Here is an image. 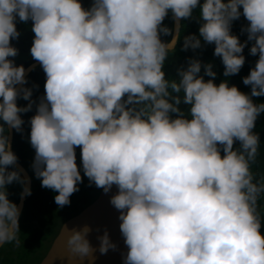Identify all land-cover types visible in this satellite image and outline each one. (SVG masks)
Wrapping results in <instances>:
<instances>
[{"label":"clouds","instance_id":"clouds-1","mask_svg":"<svg viewBox=\"0 0 264 264\" xmlns=\"http://www.w3.org/2000/svg\"><path fill=\"white\" fill-rule=\"evenodd\" d=\"M197 9L199 35L184 37L182 50L214 44L223 75L231 77L252 42L250 55L258 60L243 79L250 95L227 81L217 85L213 65L198 59L178 69V79L166 78L180 21ZM170 13L175 35L164 25ZM241 16L248 22L244 43L232 34ZM17 18L33 22L30 52L46 74L38 104L31 89L17 87L28 83L26 69L9 59L18 55L11 44L20 36ZM202 69L212 79L205 81ZM253 97H264V0H93L89 9L81 0H0V247L20 245L21 212L7 186L18 182L22 198L31 195L22 170L9 171L18 157L5 125L22 132L21 113L36 105L30 120L36 178L59 193L61 208L84 176L105 194L116 186L110 203L120 213L124 264H264V177L252 170L264 103ZM20 98L27 107L17 106ZM91 231L89 225L72 231L73 256L95 260ZM97 239L101 254L116 250L107 229Z\"/></svg>","mask_w":264,"mask_h":264},{"label":"trees","instance_id":"trees-1","mask_svg":"<svg viewBox=\"0 0 264 264\" xmlns=\"http://www.w3.org/2000/svg\"><path fill=\"white\" fill-rule=\"evenodd\" d=\"M225 2H227V0H225ZM81 3L85 9H89L92 6L93 0H81ZM201 3H203V0H201ZM198 17L199 9L194 11L193 19L181 21L179 41L174 51L169 54V59L165 63L164 71L166 73V78L170 80L178 79V69H186L190 59H198L204 64L211 63L213 65V71L217 73L214 80L217 85L227 81L230 86H237L240 91L250 95L251 87L244 85L243 79L250 74V71L254 68L258 60V56L250 55L252 42H249L248 46L244 49L243 55L246 58V62L240 73L231 77H225L223 75L225 68L222 59L214 55V44L209 45L202 41L203 46L200 49L182 50L184 37L192 34L199 35L200 24L197 22ZM247 23L246 19L241 16L239 20L234 21L232 24V34L238 36L241 43L247 40V33L242 32V28L245 27ZM16 25L17 30L20 32V36L18 39H13L11 44L18 49V55L10 57L9 59L13 60L16 66H23L27 69L31 64L37 62L32 58L30 52L35 35L31 30L33 22L28 21L27 23H22L17 18ZM164 25L174 30V20L172 19L171 13L165 19ZM161 38L165 42L172 39L171 36H162ZM200 75L204 77L205 81L212 79V77L204 75V69L201 70ZM26 79L28 83L22 85V87H27L32 90V100L36 101V104H38L40 98L45 95L44 85L46 83V74L41 65L35 67ZM253 100L256 104L264 103V97H253ZM28 103L29 101L20 98L17 101V106L27 107ZM180 107L185 113L189 112L190 106L181 104ZM35 114L36 105H33L31 111L21 113V118L24 120L22 126L23 131L17 132L14 129L13 133L12 151L18 157V162H20L31 175L32 187L31 195L27 196L19 219L20 233L18 236L20 245L17 247L13 243L5 244L1 247L0 264H39L50 249L63 223L80 213L97 198L96 194H94L96 186L90 184L88 178L84 176L82 166L81 175L84 176L83 182L78 185L79 191L70 197V205L61 208L55 203V196L59 193L42 187L41 180L36 178L32 168L35 150L30 144V120ZM5 127L4 135L9 136V129L7 131L8 126L5 125ZM254 131L259 134L261 144L257 161L252 166V170L257 179H259L264 177V113L258 117ZM239 147L240 144L237 141L234 148ZM80 151V148L76 149L78 165L80 164ZM221 154L223 155V152ZM13 170H17V167L9 168V171ZM22 190L23 185L18 182L8 185L7 192L9 194V200L18 205ZM261 207L264 208V199L261 200ZM262 219H264V212H262ZM31 257L33 258L32 260L30 259Z\"/></svg>","mask_w":264,"mask_h":264},{"label":"water","instance_id":"water-1","mask_svg":"<svg viewBox=\"0 0 264 264\" xmlns=\"http://www.w3.org/2000/svg\"><path fill=\"white\" fill-rule=\"evenodd\" d=\"M176 28L177 24L174 21V35L176 34ZM39 65L40 63L38 61L31 64L26 69V77L34 70L35 67ZM17 87H22V85H17ZM8 129V137L12 150L14 129ZM16 167L17 169L22 170L21 175L27 178L28 187L31 189L32 179L27 169L18 161ZM117 191L118 189L116 186H113L111 192L108 194H105L103 189H100L97 198L91 204L85 207L77 215L65 221L47 254L39 264H124V256L126 255L128 249L124 243V239L119 228L121 221L118 219V217L120 213L110 203L111 196L115 195ZM26 199L27 196L22 198L20 195L18 207L20 208L21 213L23 211ZM65 225L66 228L64 230ZM85 225H89L92 228L88 239L95 250L93 253L95 257L94 261L91 258L81 259L79 256H73L67 247V239L71 235L72 231L79 230ZM97 229L99 231H97ZM105 229L108 230L110 238L112 242L117 245V248L116 250H109L107 254H101L98 251L100 242L97 237L103 235Z\"/></svg>","mask_w":264,"mask_h":264},{"label":"rangeland","instance_id":"rangeland-1","mask_svg":"<svg viewBox=\"0 0 264 264\" xmlns=\"http://www.w3.org/2000/svg\"><path fill=\"white\" fill-rule=\"evenodd\" d=\"M98 190H99V192H100V188H95V190H94V194H96V197L98 196V194H99V192H98ZM31 260L33 259L32 257L30 258Z\"/></svg>","mask_w":264,"mask_h":264}]
</instances>
